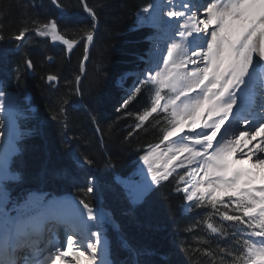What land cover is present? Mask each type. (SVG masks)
<instances>
[{"label": "snow or ice", "instance_id": "snow-or-ice-1", "mask_svg": "<svg viewBox=\"0 0 264 264\" xmlns=\"http://www.w3.org/2000/svg\"><path fill=\"white\" fill-rule=\"evenodd\" d=\"M51 3L59 19L29 16L14 33L0 29V113L8 120L7 139L0 145V264H118L111 258L107 226L118 233L120 246L128 253L119 264H153L141 257L172 264V253L136 245L123 233L103 206V185L92 172L94 159L87 155L69 157L85 173L83 198L47 199V193L13 198L10 194L9 183L20 178L10 169V159L18 151L16 138L24 135L15 121L32 112L30 97L19 80L37 66L21 53L24 42L35 34L62 43L68 56L82 42L83 73L98 31V12L106 7L80 0L92 24L78 41L68 38L74 25L66 8L60 0ZM65 17L69 22L61 25ZM135 17L134 30L147 25L153 33L146 37L151 46L136 56V63L112 78L113 87L122 92L116 111L134 116L121 146L148 125L159 130V138L139 149L140 179L118 181L128 204L125 215L135 217L143 209L144 223L151 227L155 214L149 201L167 183L171 194L182 196L185 212L206 213L203 222L216 238L211 241L214 249L199 237L203 250L192 249L190 243L185 248L186 242L178 245L186 253L185 262L195 252L208 257L207 264H264V0H151ZM5 44L14 46L9 49ZM12 52L21 53V60L11 69L17 73V84L10 96L8 57ZM46 59L51 62L53 57ZM42 79L53 86L60 76L49 73ZM67 83L74 95L82 97L81 75L75 76L74 90ZM141 99L135 114L127 111ZM69 103L64 99L52 116L57 122L63 120L65 128ZM104 103L99 94L89 100L97 132H102L99 111ZM106 166L115 169L111 156ZM58 171L75 180L70 169ZM217 216L219 226L214 222ZM38 222L48 225L46 236L35 227ZM42 241H46L43 246ZM221 243L225 246L220 247Z\"/></svg>", "mask_w": 264, "mask_h": 264}, {"label": "trees", "instance_id": "trees-1", "mask_svg": "<svg viewBox=\"0 0 264 264\" xmlns=\"http://www.w3.org/2000/svg\"><path fill=\"white\" fill-rule=\"evenodd\" d=\"M61 4L70 14L74 27L68 38L80 41L84 31L91 30L92 20L83 11L80 0H60ZM151 0H88L91 6L106 5L98 12L99 29L94 46L89 53V59L84 65L81 87L83 95L76 96L70 91L67 82L75 88V76L81 75L80 62L83 58V43L74 47L70 56L61 44H52L49 39L30 35L24 42L21 53L28 54L35 62V76L22 75L19 83L28 88L33 95L37 112L29 117L31 125L39 128L35 135L27 137L23 143V153L20 154L18 166L22 168V184L24 187L40 182L50 189L60 192H74L82 196L80 189L85 186L84 171H81L69 158L71 154L87 155L95 161V174L103 185L101 192L103 206L114 213L115 220L120 224L121 230L129 240L139 246H149L160 252L172 253V264L176 261L185 262V252L177 247L182 242L191 244L192 249L202 246L197 238L213 241L214 234L210 233L204 224L206 213L193 210L185 213L182 209L181 195L171 194V185L165 184L152 196L149 204L154 210L152 226L144 223L145 216L141 209L135 217L125 215L128 204L123 196V186L116 182L117 175L133 176L138 169L139 149L146 143L158 142L159 130H153L152 125L135 133L126 146L121 141L134 125L133 117H124L116 108L121 96L118 88L113 87L112 78L121 71L127 70L136 56L145 51L146 37L149 36V27L134 30L136 25L135 14L145 7ZM36 3L35 8H26V5ZM29 16H38L41 20L58 18L59 12L51 0H0V29L6 33H14L22 22ZM69 17L60 20L61 25L68 24ZM63 31V28L61 29ZM3 46L13 48V44ZM21 53L12 52L9 57L10 78L8 84L13 85L17 73L11 71L15 64L21 60ZM54 56L55 61L49 63L46 57ZM103 64V71L100 65ZM58 74V84L49 86L45 79L47 74ZM104 75V79L99 77ZM99 83V87L97 84ZM101 95L105 103L99 111V126L102 132L96 131V124L90 117L89 100L92 96ZM70 101L66 108V128L63 120L57 122L52 116L59 111L62 101ZM71 101L79 102L72 105ZM143 100L128 108V112L136 113L141 108ZM155 124V121L152 122ZM66 132V139L64 133ZM111 156L116 163L115 169L106 166L107 158ZM46 162V167H45ZM60 169H70L71 176L61 173ZM95 200L90 201L94 203ZM96 202V201H95ZM214 222L219 226L220 218L215 217ZM159 225L157 227L156 225ZM228 227L227 222H224ZM198 225V226H197ZM191 229V231H188ZM112 241V256L115 261H123L128 253L120 246L118 233L110 230ZM246 238V237H245ZM220 247L225 245L221 243ZM211 247L216 248L215 243ZM203 250V248H202ZM153 264H160L156 257H141ZM208 257L191 253V260L185 264H207Z\"/></svg>", "mask_w": 264, "mask_h": 264}, {"label": "bare ground", "instance_id": "bare-ground-1", "mask_svg": "<svg viewBox=\"0 0 264 264\" xmlns=\"http://www.w3.org/2000/svg\"><path fill=\"white\" fill-rule=\"evenodd\" d=\"M12 92L13 91H9V95L10 96L12 95ZM0 125H3V127H0V133H3V135H0V145H4L5 144V141L7 139V133H8V130H7L8 129V120L5 119L4 122L0 123ZM15 125L18 128V130L21 131L20 130V125L16 121H15ZM6 127H7V129H6ZM16 141H17V138H16ZM16 141H15V143H16ZM119 179H121V178H119ZM31 193H38V194L47 193L48 194L47 195V199H51L53 197L58 198V199H63V200H73V199H76L75 196L72 195V194L63 195V196H60V195H57V196L52 195V194L49 193V191L47 189H38V190H34L33 192L31 191ZM101 201H102V197H101ZM105 209L112 214V212L109 209H107V208H105ZM37 226H38V223L35 225V227L38 229L39 226L38 227ZM42 231L44 232V230H42Z\"/></svg>", "mask_w": 264, "mask_h": 264}, {"label": "rangeland", "instance_id": "rangeland-1", "mask_svg": "<svg viewBox=\"0 0 264 264\" xmlns=\"http://www.w3.org/2000/svg\"><path fill=\"white\" fill-rule=\"evenodd\" d=\"M55 44H61L62 45V43H59V42H57V43H55ZM64 46V45H63ZM6 47H8V46H6ZM65 47V46H64ZM8 48H10V47H8ZM24 90H25V88H24ZM25 92H26V94L30 97V100H31V95L29 94V92L27 91V89L25 90ZM25 108L28 106L27 104H25V105H23ZM30 106H31V108H32V112L31 113H33V112H35L34 110V107H33V105H31V103H30ZM29 116L30 115H28L27 116V118H22L21 120V123H22V125H23V120H24V123H25V126H27V121H28V118H29ZM6 129H7V127H6ZM8 130V129H7ZM21 133H23L24 135H22V136H20L21 138H24L26 135H30L32 132H28V129H26L25 127L22 129V131H20ZM27 133V134H26ZM18 138V137H17ZM17 149H18V147H16ZM19 153V149H18V151L16 152V154H18ZM15 154V155H16ZM15 155H13V156H15ZM12 156V157H13ZM13 159V158H12ZM137 164H138V161H137ZM10 165H11V160H10ZM138 167H139V165H138ZM119 178H121V179H119ZM129 178H131L132 180H138V179H140V177L137 175V171H136V173L133 175V176H131V177H125V178H123V177H117L116 179H118V180H123V179H129ZM33 192V191H32ZM31 193V192H30Z\"/></svg>", "mask_w": 264, "mask_h": 264}, {"label": "water", "instance_id": "water-1", "mask_svg": "<svg viewBox=\"0 0 264 264\" xmlns=\"http://www.w3.org/2000/svg\"><path fill=\"white\" fill-rule=\"evenodd\" d=\"M52 62H54V58H53V60L50 62V63H52ZM30 76H34L35 75V72L34 73H32V74H29Z\"/></svg>", "mask_w": 264, "mask_h": 264}]
</instances>
